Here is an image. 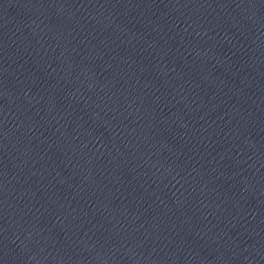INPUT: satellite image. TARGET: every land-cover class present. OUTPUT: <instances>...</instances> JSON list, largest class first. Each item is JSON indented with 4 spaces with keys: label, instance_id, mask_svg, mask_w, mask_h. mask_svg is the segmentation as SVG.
Masks as SVG:
<instances>
[{
    "label": "water",
    "instance_id": "water-1",
    "mask_svg": "<svg viewBox=\"0 0 264 264\" xmlns=\"http://www.w3.org/2000/svg\"><path fill=\"white\" fill-rule=\"evenodd\" d=\"M0 264H264V0H0Z\"/></svg>",
    "mask_w": 264,
    "mask_h": 264
}]
</instances>
